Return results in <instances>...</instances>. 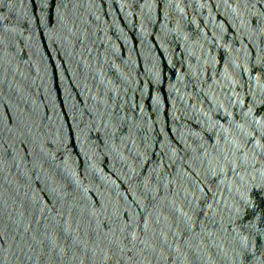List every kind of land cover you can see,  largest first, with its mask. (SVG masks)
<instances>
[{"label": "water", "instance_id": "95a60500", "mask_svg": "<svg viewBox=\"0 0 264 264\" xmlns=\"http://www.w3.org/2000/svg\"><path fill=\"white\" fill-rule=\"evenodd\" d=\"M0 264H264V0H0Z\"/></svg>", "mask_w": 264, "mask_h": 264}]
</instances>
